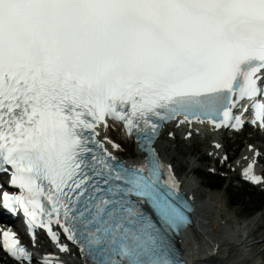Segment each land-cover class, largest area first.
I'll return each instance as SVG.
<instances>
[{"label": "snow or ice", "instance_id": "6c2138e0", "mask_svg": "<svg viewBox=\"0 0 264 264\" xmlns=\"http://www.w3.org/2000/svg\"><path fill=\"white\" fill-rule=\"evenodd\" d=\"M244 100L264 125V0H0V174L24 193L2 207L59 243L55 223L85 264H177L167 232L187 217L170 166L162 179L160 128L177 116L238 128ZM107 117L144 166L96 139ZM3 249L32 259L13 233Z\"/></svg>", "mask_w": 264, "mask_h": 264}, {"label": "bare ground", "instance_id": "6f19581e", "mask_svg": "<svg viewBox=\"0 0 264 264\" xmlns=\"http://www.w3.org/2000/svg\"><path fill=\"white\" fill-rule=\"evenodd\" d=\"M202 129L201 126L194 125L191 129L185 130L177 123L170 124L166 127V132L162 136L159 145L163 157L169 164L174 166L179 179L196 203L197 215L194 236L183 241L185 249L188 251L193 239L200 241L205 239L208 242L203 250L201 242L199 249H195L192 245L196 257L188 259L191 263L197 262L198 264H264V234L260 237V240L255 238L257 229L264 227V224L255 219L245 223L238 221L236 216L225 211L226 206H230L231 202L225 205V208L219 207L214 203L218 197L213 194L210 195V199H205L204 193L194 177L198 172V168L195 166L198 161L209 160L210 156L213 157L221 151L214 135L208 129H205V131H202ZM250 133H253V131ZM188 134H192L193 139L197 135H204V138L201 141L195 138V142L190 143L192 138L188 139ZM169 135H171V139ZM208 139L209 141L206 142ZM248 140L249 143L250 141L264 142V139L258 133L249 136ZM245 141L246 138L243 134L236 135L234 142L226 139L227 146L225 145L224 148H230L237 144L244 146ZM178 146L180 147L178 148ZM207 146L209 149H207ZM196 149L200 150L201 155L195 157L191 162L186 161V157L192 155ZM256 149H259V147H256ZM255 150H253L252 155H254ZM223 154H225L224 151L221 158ZM249 154H251L249 149H246L241 156ZM235 158L231 156V160ZM242 161L240 160L236 164L237 167L242 164ZM186 164H188L187 167ZM260 255L261 257H258Z\"/></svg>", "mask_w": 264, "mask_h": 264}, {"label": "rangeland", "instance_id": "374dc122", "mask_svg": "<svg viewBox=\"0 0 264 264\" xmlns=\"http://www.w3.org/2000/svg\"><path fill=\"white\" fill-rule=\"evenodd\" d=\"M113 133L123 145L121 149V155H123L128 160L136 158V147L130 142L123 141L120 137L119 131H114ZM180 136L182 137V135ZM243 136H245L246 138L244 146L237 144L233 145L230 148H226V153L229 157L228 162L223 160L220 154L213 157L210 156L209 160L198 161L195 164V166L198 168V172L194 175V177L196 178L201 191H203L205 199H210V195L213 194L218 197V199H216L214 203L219 207L225 208V205H228V203L231 202L230 206H226L225 211L233 216H236V218H238V221L245 223L248 219H255L260 220V223L264 224V188L263 190H261L258 188L249 187L239 178H237L238 175L236 171H234L236 168L235 164L243 157L241 156L243 151L249 149L250 145H252L253 147L259 146V149L264 154V143L258 141H250L249 143L248 133L243 134ZM196 139L201 141L202 138ZM196 139H192L190 143L195 142ZM226 139H228L229 141H235L236 137H226ZM206 142H208V140ZM221 143L224 144V146H227L226 141H222ZM179 147L180 146H178V148ZM184 147L187 149L186 146ZM207 149H209L208 146ZM252 151L253 150H250L251 154ZM200 155V150L196 149L193 151L192 155L186 157V161L191 162L195 157ZM231 156H234L236 158L234 160H231ZM187 166L188 164H186V167ZM216 166L221 171L218 173H212V171L216 169ZM220 183L224 185V188H220L218 191H214L211 189L217 188ZM263 234L264 227L258 228L255 238L260 240V237ZM200 242V240L193 239L192 245L195 249H199L201 244ZM258 257H261V255Z\"/></svg>", "mask_w": 264, "mask_h": 264}, {"label": "trees", "instance_id": "16d2710c", "mask_svg": "<svg viewBox=\"0 0 264 264\" xmlns=\"http://www.w3.org/2000/svg\"><path fill=\"white\" fill-rule=\"evenodd\" d=\"M217 188H224V185L222 184V183H220L218 186H217Z\"/></svg>", "mask_w": 264, "mask_h": 264}]
</instances>
